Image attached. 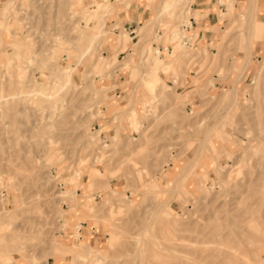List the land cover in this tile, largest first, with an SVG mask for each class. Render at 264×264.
<instances>
[{"label": "rangeland", "instance_id": "374dc122", "mask_svg": "<svg viewBox=\"0 0 264 264\" xmlns=\"http://www.w3.org/2000/svg\"><path fill=\"white\" fill-rule=\"evenodd\" d=\"M227 1L200 39L0 0V264H264V0Z\"/></svg>", "mask_w": 264, "mask_h": 264}, {"label": "crops", "instance_id": "0c3cea01", "mask_svg": "<svg viewBox=\"0 0 264 264\" xmlns=\"http://www.w3.org/2000/svg\"><path fill=\"white\" fill-rule=\"evenodd\" d=\"M129 0H111V2L115 5V13L111 14L112 20L108 22L113 31L117 33L122 32V30L128 31L133 35L132 38L136 37V30L141 25H145L147 22L151 26V24L157 20L155 18V14L153 13L152 3L156 2V0H130L129 5H125V3ZM162 3L164 0H158ZM172 1V0H169ZM189 8L192 16L189 18L190 22H183L182 28L177 30L186 31L187 35L190 33L194 35L198 33L200 39L207 37L209 33L213 32L212 28L215 27L219 23L220 12L226 10L228 1L227 0H188ZM242 1V0H238ZM258 2V0H257ZM259 6L262 7L264 5L262 1L258 2ZM264 9H259V11H263ZM258 11V12H259ZM185 17V15H184ZM257 18V15H256ZM258 19V18H257ZM171 34V33H170ZM176 37H179V33H176ZM177 39H172L169 42L166 41V45H172ZM156 44L160 45V50L165 48L164 41H154ZM177 44V42H176ZM129 46V44H128ZM176 46V45H175ZM169 49L168 47L166 48ZM170 49L168 50V52ZM167 52V53H168ZM117 83H119V79L116 78ZM119 86V85H118ZM122 92L119 93V87L116 91V97L119 99V96H122ZM119 101V100H118ZM82 224H85L84 222ZM86 228V227H85ZM84 225L77 228L74 232L75 238L77 237V232H80V237L84 234H90L92 238H94L95 234L99 233V229L95 226L90 229H85Z\"/></svg>", "mask_w": 264, "mask_h": 264}, {"label": "bare ground", "instance_id": "6f19581e", "mask_svg": "<svg viewBox=\"0 0 264 264\" xmlns=\"http://www.w3.org/2000/svg\"><path fill=\"white\" fill-rule=\"evenodd\" d=\"M183 1H185V0H172V1H169V0H165L163 3H162V5H161V8H162V11H164V12H171L174 8H176L177 6H179L181 3H183ZM144 29V26H141L140 27V31L141 30H143ZM139 31V32H140ZM95 35H93V38L92 39H95ZM33 92H36V94H38V95H42V96H45V97H47L48 99H54V97L53 96H49V95H45V94H43V93H41V91H39V90H35V91H33ZM17 96V94H13V96ZM12 96V95H11Z\"/></svg>", "mask_w": 264, "mask_h": 264}, {"label": "built area", "instance_id": "2783aa9c", "mask_svg": "<svg viewBox=\"0 0 264 264\" xmlns=\"http://www.w3.org/2000/svg\"><path fill=\"white\" fill-rule=\"evenodd\" d=\"M188 39L190 40L191 38H190V37H188Z\"/></svg>", "mask_w": 264, "mask_h": 264}]
</instances>
